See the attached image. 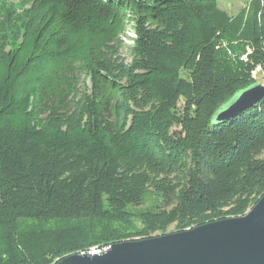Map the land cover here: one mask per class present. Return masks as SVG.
Segmentation results:
<instances>
[{
  "label": "trees",
  "instance_id": "1",
  "mask_svg": "<svg viewBox=\"0 0 264 264\" xmlns=\"http://www.w3.org/2000/svg\"><path fill=\"white\" fill-rule=\"evenodd\" d=\"M219 1L0 0V264H63L264 196V97L217 119L264 68V0Z\"/></svg>",
  "mask_w": 264,
  "mask_h": 264
},
{
  "label": "water",
  "instance_id": "2",
  "mask_svg": "<svg viewBox=\"0 0 264 264\" xmlns=\"http://www.w3.org/2000/svg\"><path fill=\"white\" fill-rule=\"evenodd\" d=\"M264 97V84L240 92L217 116L229 121ZM64 264H264V196L244 216L191 230L125 241Z\"/></svg>",
  "mask_w": 264,
  "mask_h": 264
},
{
  "label": "rangeland",
  "instance_id": "3",
  "mask_svg": "<svg viewBox=\"0 0 264 264\" xmlns=\"http://www.w3.org/2000/svg\"><path fill=\"white\" fill-rule=\"evenodd\" d=\"M11 1L18 3V2H21L22 0H11ZM245 5L246 3L243 0H220L219 1L220 8L227 11L232 16L236 15ZM134 38H136V34L133 30H130V29H128L121 38L123 42L121 54L126 59V62L128 63H130L133 59L132 54H131V46L133 45ZM248 53L249 51L247 53H243L241 56V59L245 60L247 58ZM256 80L258 81L256 84H259L260 82L263 84L262 82L263 80L260 75L256 77ZM183 105H184V101L182 100L179 106L182 107ZM262 157H264V153L262 154ZM154 199H155L154 195H150L146 199L145 206L151 205L154 202ZM175 230H176L175 225H171L169 227V232H174Z\"/></svg>",
  "mask_w": 264,
  "mask_h": 264
},
{
  "label": "built area",
  "instance_id": "4",
  "mask_svg": "<svg viewBox=\"0 0 264 264\" xmlns=\"http://www.w3.org/2000/svg\"><path fill=\"white\" fill-rule=\"evenodd\" d=\"M258 75L261 76V78H262V80H263L262 82H263V84H264V68H263L262 65H257L256 68H255V70H254V72H253V76H254V78H256ZM107 249H108V248H99V247L95 246V247H91V248L88 249V250L81 251V252L78 253V254H80V255H86V254H98V253H102V252H104V251L107 250Z\"/></svg>",
  "mask_w": 264,
  "mask_h": 264
}]
</instances>
